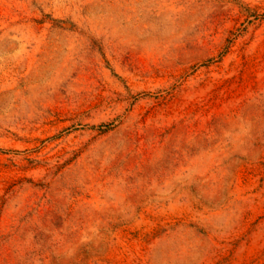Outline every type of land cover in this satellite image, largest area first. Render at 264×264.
<instances>
[{"label": "rangeland", "instance_id": "1", "mask_svg": "<svg viewBox=\"0 0 264 264\" xmlns=\"http://www.w3.org/2000/svg\"><path fill=\"white\" fill-rule=\"evenodd\" d=\"M0 264H264V0H0Z\"/></svg>", "mask_w": 264, "mask_h": 264}]
</instances>
